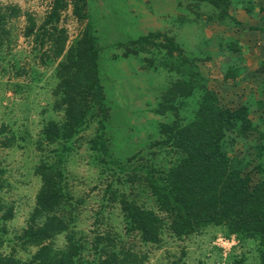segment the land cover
Segmentation results:
<instances>
[{
    "label": "rangeland",
    "instance_id": "374dc122",
    "mask_svg": "<svg viewBox=\"0 0 264 264\" xmlns=\"http://www.w3.org/2000/svg\"><path fill=\"white\" fill-rule=\"evenodd\" d=\"M88 24L109 117L102 130L93 110L71 138L49 142L44 127L64 122L52 27L65 31L68 49ZM205 90L222 108L246 107L253 129L227 133L222 148L251 186L264 181V0L226 8L211 0H0V264H32L40 247L24 231L44 167L65 195L56 214L69 229L51 246L61 252L69 236L79 241L80 264H103L115 251L129 264H260L258 240L223 225L175 234L149 188L148 176L180 157L160 127L188 122ZM123 201L160 217L157 243L141 239Z\"/></svg>",
    "mask_w": 264,
    "mask_h": 264
},
{
    "label": "trees",
    "instance_id": "16d2710c",
    "mask_svg": "<svg viewBox=\"0 0 264 264\" xmlns=\"http://www.w3.org/2000/svg\"><path fill=\"white\" fill-rule=\"evenodd\" d=\"M230 1L211 0L215 6L223 5L224 8ZM56 12L53 9L47 13L44 29L54 24ZM28 22L25 36L33 32L34 23L30 19ZM52 31L54 54L62 58L56 71L58 85L54 95L64 109V122L61 125L48 122L43 136L49 142L71 138L86 124L93 110L100 116L104 130L109 107H105L99 76V51L91 26L88 24L82 38L68 49L65 31L55 26ZM142 40L145 37L137 41ZM252 129L246 107L222 108L216 94L205 90L188 122L176 120L160 127V133L167 137V144L178 151L180 157L166 167L161 176L149 175L147 179L157 208L167 216L175 234H188L194 228L207 225H223L233 234L256 238L260 264H264V181L251 186L248 177L222 148L227 133L238 131L245 135ZM44 168H39L42 186L36 197L33 219L24 231L30 242L40 246L32 264H80L83 246L79 241L69 236L67 247L61 252L54 251L51 246L55 235L69 229L68 223L56 214L65 195L55 182V176L45 172L47 169ZM121 208L144 242H158L161 220L155 212L126 201L121 203ZM42 215H46L45 220L38 225L35 218ZM103 264H129V256L115 251Z\"/></svg>",
    "mask_w": 264,
    "mask_h": 264
},
{
    "label": "crops",
    "instance_id": "0c3cea01",
    "mask_svg": "<svg viewBox=\"0 0 264 264\" xmlns=\"http://www.w3.org/2000/svg\"><path fill=\"white\" fill-rule=\"evenodd\" d=\"M236 16H237L238 21L241 22V10L236 12Z\"/></svg>",
    "mask_w": 264,
    "mask_h": 264
}]
</instances>
